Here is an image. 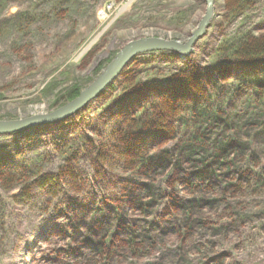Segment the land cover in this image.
I'll return each mask as SVG.
<instances>
[{
  "label": "rangeland",
  "instance_id": "obj_1",
  "mask_svg": "<svg viewBox=\"0 0 264 264\" xmlns=\"http://www.w3.org/2000/svg\"><path fill=\"white\" fill-rule=\"evenodd\" d=\"M227 3L190 55H140L69 120L0 136V264H264V57H235L264 0ZM205 12L0 0V122L56 111L130 42L185 44Z\"/></svg>",
  "mask_w": 264,
  "mask_h": 264
},
{
  "label": "water",
  "instance_id": "obj_2",
  "mask_svg": "<svg viewBox=\"0 0 264 264\" xmlns=\"http://www.w3.org/2000/svg\"><path fill=\"white\" fill-rule=\"evenodd\" d=\"M215 0H205L206 12L198 28L192 33L185 44L176 41H167L159 38H145L133 41L124 46L105 70L91 83L88 88L81 92L80 96L72 103L57 109L48 115H38L25 120L0 122V136L14 135L22 131L60 123L78 114L91 101L120 76L122 70L136 57L153 52H170L181 57L190 55L194 45L202 39L210 26L214 15Z\"/></svg>",
  "mask_w": 264,
  "mask_h": 264
},
{
  "label": "trees",
  "instance_id": "obj_3",
  "mask_svg": "<svg viewBox=\"0 0 264 264\" xmlns=\"http://www.w3.org/2000/svg\"><path fill=\"white\" fill-rule=\"evenodd\" d=\"M243 1L244 0H228V3H227L228 4V6H227L228 10L231 11L232 9H239L240 3H242ZM235 57L237 59H240V60H253V59L264 57V40H257V41H254L252 43L247 42V44L242 45L240 47V49L238 51H236ZM80 89H81V87L79 85H74L71 89L66 91L63 98H61V99H63V103H61L62 106L64 104H66L67 102H70V101L76 99L80 94L79 93ZM165 107L162 104V108L158 107V110H152V111L154 114L158 115V114L167 113L169 111H172V109H173V106H171V105L167 106L166 108ZM154 114H153V119L156 118L154 116ZM155 122H156V119H155ZM125 156H127V154ZM37 183L40 184V186H41L40 188H43V189L47 188L48 186H49V188L50 187L53 188L55 186V184L57 183V180L55 177L47 175L44 178L37 179V180L33 181L32 185H36ZM28 195H29L28 192L27 193H25V192L21 193L22 197H27Z\"/></svg>",
  "mask_w": 264,
  "mask_h": 264
},
{
  "label": "bare ground",
  "instance_id": "obj_4",
  "mask_svg": "<svg viewBox=\"0 0 264 264\" xmlns=\"http://www.w3.org/2000/svg\"><path fill=\"white\" fill-rule=\"evenodd\" d=\"M131 4H132V2H130L127 6H125V7L123 8V10L127 9ZM205 36H206V35H205ZM196 44H197V43H196ZM196 44L194 45V47L196 46ZM126 67H127V66H126ZM126 67H125V68H126ZM125 68H124V69H125ZM124 69L122 70V72L124 71ZM122 72H121V73H122ZM121 73H120V74H121ZM94 81H95V80H94ZM74 100H75V99H74ZM74 100H72V101H70V102H67L66 104H64V105L61 106L60 108H62V107H64V106H66V105L72 103ZM70 118H72V117H70ZM70 118H68L67 120H69ZM61 122H62V121H61ZM48 126H49V125H48ZM40 127H44V126H40ZM53 177H54V176H53ZM36 186H37L38 188L41 187L40 184H38V183L36 184Z\"/></svg>",
  "mask_w": 264,
  "mask_h": 264
}]
</instances>
